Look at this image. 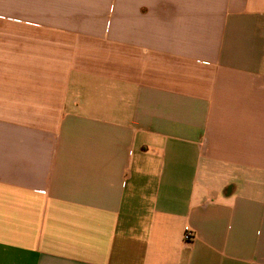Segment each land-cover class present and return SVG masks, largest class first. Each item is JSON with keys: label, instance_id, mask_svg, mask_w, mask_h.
<instances>
[{"label": "crops", "instance_id": "1", "mask_svg": "<svg viewBox=\"0 0 264 264\" xmlns=\"http://www.w3.org/2000/svg\"><path fill=\"white\" fill-rule=\"evenodd\" d=\"M0 264H264V0H0Z\"/></svg>", "mask_w": 264, "mask_h": 264}, {"label": "built area", "instance_id": "2", "mask_svg": "<svg viewBox=\"0 0 264 264\" xmlns=\"http://www.w3.org/2000/svg\"><path fill=\"white\" fill-rule=\"evenodd\" d=\"M192 236H193V234L191 233L190 229L188 227H185L183 239L185 241H190L193 238Z\"/></svg>", "mask_w": 264, "mask_h": 264}]
</instances>
